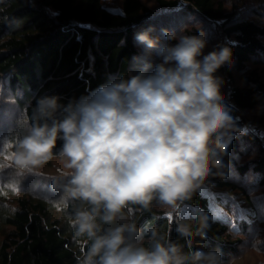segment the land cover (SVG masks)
Masks as SVG:
<instances>
[{"label":"trees","instance_id":"1","mask_svg":"<svg viewBox=\"0 0 264 264\" xmlns=\"http://www.w3.org/2000/svg\"><path fill=\"white\" fill-rule=\"evenodd\" d=\"M102 1L0 0V88L11 93L10 102L21 114L26 113L30 122H35L36 105L42 98L56 96L62 106H67L110 78L135 75L142 62L135 37L143 27L150 28V23L159 25L162 31L183 21L188 34L196 35L188 20L192 15L217 25L226 46L232 49L231 62L215 73L221 83L229 85L224 103L233 117L232 128L240 124L242 111L264 103V72L260 69L264 64V21L254 19L258 13L250 11L252 17H245L241 5L228 10L224 0H155L156 8L143 0H121L120 11L106 7ZM251 4L254 7L248 9L264 10V0ZM56 115L62 118V109ZM44 122L51 120L40 121ZM6 133L7 139L27 134L22 124ZM225 139L228 145L216 157L219 163L202 181L237 190L251 204V218L237 217L234 225L217 217L200 182L179 200L201 208L195 216L171 220L154 199L147 206L128 205L110 224L98 216V234L121 225H135L136 232L126 231L125 235L136 247L151 250L157 242H171L185 254L196 250L211 254L209 260L199 264L226 262L238 249V237L256 227L258 213L249 194L252 189L264 191V146L253 132L243 131ZM62 145L58 138L53 157L60 156ZM243 147L252 148L255 157L248 160ZM42 179L43 184L51 182V178ZM23 189L15 195V191L0 185V264H78L83 245L74 239L69 220L77 211L92 206L79 199L56 200L48 193ZM224 203L230 206L229 201ZM186 226L190 230L187 237L180 231ZM88 243L90 246L91 241Z\"/></svg>","mask_w":264,"mask_h":264},{"label":"clouds","instance_id":"2","mask_svg":"<svg viewBox=\"0 0 264 264\" xmlns=\"http://www.w3.org/2000/svg\"><path fill=\"white\" fill-rule=\"evenodd\" d=\"M151 31L137 33L135 40L145 50L156 49L159 62L144 58L136 75L110 78L67 106L56 96L38 100L35 122L26 113L20 117L27 134L6 138L0 149V169L12 167L24 175L51 160L58 138L63 141L59 155L70 170L65 200L92 206L69 220L74 239L83 245L78 264H199L211 257L201 250L185 254L171 242H157L151 250L136 247L125 235L136 232L135 225L98 234V216L110 224L130 204L147 206L157 199L176 206L219 163L216 157L228 145L233 117L215 73L231 62L232 49L217 46L205 53L202 32L178 35L163 29L161 43ZM180 231L190 234L187 226Z\"/></svg>","mask_w":264,"mask_h":264},{"label":"rangeland","instance_id":"3","mask_svg":"<svg viewBox=\"0 0 264 264\" xmlns=\"http://www.w3.org/2000/svg\"><path fill=\"white\" fill-rule=\"evenodd\" d=\"M148 6L156 8L157 4L155 0H143ZM228 10H232L238 5H241L242 11L241 14L245 17H252V12L258 13L256 16H253L256 21H264V10L257 11L253 8L254 5H248L255 0H224ZM103 4L116 11L121 10V0H103ZM257 4V3H254ZM252 11V12H250ZM261 11V12H260ZM191 21V27L193 26L196 29V34L203 33L205 38L208 41L206 48L204 49L205 53L212 51L217 48V46H226V38L222 37L220 28L217 25H214L211 21H204L198 19V17L193 16L188 19ZM162 20L156 21L160 22ZM154 23V22H152ZM150 23L151 27H143L142 32L148 29H152L151 36L157 38L161 43H164V37L162 28L159 25ZM171 32H175L178 35H190L188 34L187 28H185V23L182 21L179 24L172 28H166ZM177 41H171L175 44ZM140 54L142 55V62L137 65L138 67L144 66V58H148L153 64L159 62L157 57L156 49L145 50L142 45H139ZM135 71V75L141 70ZM260 69L264 72V64L260 65ZM151 72V69L148 70ZM237 74V81L240 83V79ZM229 90V85L227 83H221V93L224 99V102L227 100V92ZM11 93L8 90L0 88V149L3 147L4 140L8 137L7 131L13 128L19 129L21 126L20 110L15 107L11 101ZM240 124H237L234 128L227 130L225 137L230 135L238 134L240 132H253L260 139L261 144L264 146V123L261 122V119L264 120V103L257 106L255 109H249L242 111L239 115ZM234 123V121H233ZM21 128V127H20ZM23 130V129H22ZM243 149H246L243 147ZM252 148L244 150V155L248 157V160L255 157L256 154L252 152ZM66 159L61 156H55L49 160L44 165L33 170L32 173H25L24 175H17L16 170L12 167H4L0 169V185H5L15 191V195L21 194L24 190L25 192H32L34 190L39 191L38 193H48L49 197L56 200L59 198L65 200V196H61L65 192V185L68 183V178L65 176V173L70 170L66 168ZM34 175H37V179H34ZM45 178H51V182L48 184H43ZM39 181V182H37ZM36 182V183H35ZM34 184V185H32ZM203 185L202 190L205 191L210 199L211 206L213 208L214 214L224 220L232 222V224H237V217L243 216L247 218L252 217V206L244 201V196L238 193L237 190L227 188H220L213 186L209 181H201ZM37 187H36V186ZM34 187V188H33ZM39 187V188H38ZM46 189H43V188ZM263 188V185L261 186ZM34 189V190H33ZM43 191V192H42ZM47 191V192H46ZM34 193V192H32ZM250 197L253 198V204L255 210L258 213V219L256 227H250L249 231L245 236L238 238L241 239L238 249L235 252H231L229 259L223 264H264V191L260 190H251ZM229 201L230 206L228 207L226 203ZM164 215L169 219H178L180 217L195 216L201 212V208L193 207L191 205L177 202L176 206H168L159 201V206ZM254 211V210H253ZM217 264H222L221 261H216Z\"/></svg>","mask_w":264,"mask_h":264},{"label":"built area","instance_id":"4","mask_svg":"<svg viewBox=\"0 0 264 264\" xmlns=\"http://www.w3.org/2000/svg\"><path fill=\"white\" fill-rule=\"evenodd\" d=\"M253 132H256L255 130Z\"/></svg>","mask_w":264,"mask_h":264}]
</instances>
